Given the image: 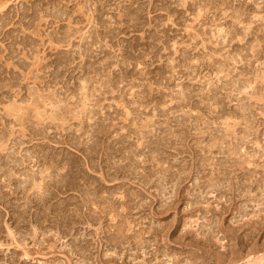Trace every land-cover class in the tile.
I'll return each instance as SVG.
<instances>
[{
    "label": "rangeland",
    "instance_id": "obj_1",
    "mask_svg": "<svg viewBox=\"0 0 264 264\" xmlns=\"http://www.w3.org/2000/svg\"><path fill=\"white\" fill-rule=\"evenodd\" d=\"M263 203L264 0H0V264H264Z\"/></svg>",
    "mask_w": 264,
    "mask_h": 264
},
{
    "label": "bare ground",
    "instance_id": "obj_2",
    "mask_svg": "<svg viewBox=\"0 0 264 264\" xmlns=\"http://www.w3.org/2000/svg\"><path fill=\"white\" fill-rule=\"evenodd\" d=\"M34 125V124H33ZM40 125V124H39ZM40 129V128H39ZM42 129V128H41ZM198 129V128H197ZM208 129V128H207ZM40 132V131H39ZM43 132V131H42ZM196 132V131H195ZM221 139V138H220ZM185 142V141H184ZM183 143V142H182ZM81 145V144H80ZM72 146V145H71ZM81 148V147H80ZM96 148V147H95ZM77 148H75V150H76ZM234 151V150H233ZM97 153V152H96ZM87 155V154H86ZM110 155V154H109ZM158 156V155H157ZM28 158V157H27ZM26 158V159H27ZM57 159V158H56ZM45 160V159H44ZM92 160V159H91ZM47 163V162H46ZM45 163V164H46ZM93 163V162H92ZM89 164V163H88ZM72 166V165H71ZM230 166V165H229ZM77 167V166H76ZM52 168V167H51ZM3 169V168H2ZM49 169V168H48ZM72 169V168H71ZM76 170V169H75ZM134 170V169H133ZM183 171V170H182ZM41 172V171H40ZM43 172V171H42ZM56 172V171H55ZM73 172V171H72ZM169 172V171H168ZM13 175V174H12ZM24 178H26V177H24ZM49 178V177H48ZM78 178V177H77ZM165 178V177H164ZM181 178V177H180ZM10 179V178H9ZM47 179V178H46ZM13 180V179H12ZM178 180V179H177ZM180 180V179H179ZM58 181V180H57ZM29 184V183H28ZM58 184V183H57ZM145 185V184H144ZM173 187V186H172ZM177 188V187H176ZM43 189V188H42ZM59 189V188H58ZM236 194V193H235ZM178 196V195H177ZM201 197V196H200ZM201 199V198H200ZM110 200V199H109ZM197 203V202H196ZM208 204V203H207ZM264 204V203H263ZM139 205V204H138ZM203 205V204H202ZM258 205V204H257ZM170 206V205H169ZM165 207V206H164ZM142 209V208H141ZM169 209V208H168ZM242 209V208H241ZM18 210V209H17ZM165 210V209H164ZM259 211V210H258ZM215 218V217H214ZM186 225V224H185ZM91 227V226H90ZM147 229V228H146ZM210 230V229H209ZM158 231H159V229H158ZM211 231V230H210ZM236 232V231H235ZM204 233V232H203ZM200 234H202V233H200ZM206 234V233H205ZM208 234H210L209 232L207 233V235ZM203 235V234H202ZM215 236V235H214ZM202 237V236H201ZM209 238H210V236H208ZM207 237V238H208ZM211 238H213V237H211ZM206 239V238H205ZM208 240V239H207ZM211 240V239H210ZM15 241V240H14ZM151 244V243H150ZM217 244V243H216ZM26 257V256H25ZM26 259H27V257H26ZM218 262V261H217Z\"/></svg>",
    "mask_w": 264,
    "mask_h": 264
}]
</instances>
